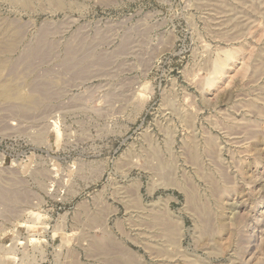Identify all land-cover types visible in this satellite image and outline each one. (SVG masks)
Masks as SVG:
<instances>
[{"label": "rangeland", "instance_id": "obj_1", "mask_svg": "<svg viewBox=\"0 0 264 264\" xmlns=\"http://www.w3.org/2000/svg\"><path fill=\"white\" fill-rule=\"evenodd\" d=\"M0 264H264V0H0Z\"/></svg>", "mask_w": 264, "mask_h": 264}, {"label": "bare ground", "instance_id": "obj_2", "mask_svg": "<svg viewBox=\"0 0 264 264\" xmlns=\"http://www.w3.org/2000/svg\"><path fill=\"white\" fill-rule=\"evenodd\" d=\"M35 100V99H34ZM207 227V226H206ZM181 238V237H180ZM161 253V252H160Z\"/></svg>", "mask_w": 264, "mask_h": 264}]
</instances>
